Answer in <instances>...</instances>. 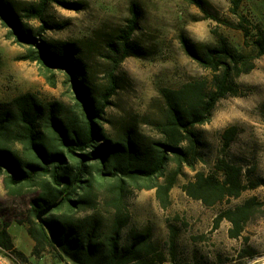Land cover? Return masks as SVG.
<instances>
[{
	"label": "trees",
	"instance_id": "obj_1",
	"mask_svg": "<svg viewBox=\"0 0 264 264\" xmlns=\"http://www.w3.org/2000/svg\"><path fill=\"white\" fill-rule=\"evenodd\" d=\"M188 1L205 10L203 0ZM243 1L232 0L234 13ZM51 4L70 9L82 5L69 0H0V20L9 37L26 48L20 59L37 63L52 86L57 84L55 72H64L72 98L45 101L25 92L0 102V177L9 195L34 194L26 220L32 255L52 253L74 264H165L167 255L153 242L150 227L131 230L123 243L131 219L128 198L134 191L155 189L161 206L167 207L185 168L195 174L182 190L206 207L264 187V177L245 182L243 167L226 156L217 157L211 172L196 169L204 160L197 126L211 121L221 99L241 95L237 78L250 73L264 55V28L240 17L237 28L249 52L236 49L219 32L216 43L201 50L182 37L187 53L210 77L160 89L162 105L147 120L154 134L140 131L133 122L110 134L104 121L120 87L115 71L127 57L148 55L134 39L138 8L133 4L128 24L106 40L104 56L110 66L105 82L98 83L77 42L46 36L48 30L64 27L50 24ZM31 21L40 24L35 27ZM237 132L236 126L223 132L225 149ZM54 203L59 204L39 222L38 212ZM262 208L264 199L249 197L220 211L215 228L227 219L230 237L238 238ZM8 227L0 220V246L7 250L14 248ZM169 253L176 256L174 238Z\"/></svg>",
	"mask_w": 264,
	"mask_h": 264
},
{
	"label": "rangeland",
	"instance_id": "obj_2",
	"mask_svg": "<svg viewBox=\"0 0 264 264\" xmlns=\"http://www.w3.org/2000/svg\"><path fill=\"white\" fill-rule=\"evenodd\" d=\"M69 1L82 4L81 9L51 4L47 15L50 24L64 27L52 28L46 36L54 41L77 42L98 83L105 82L110 66L104 56L106 40L128 24L133 4L139 11L134 39L148 55L127 57L115 71L120 87L111 99L104 121L110 134L127 122L135 123L144 133L154 134L147 120L162 105L160 89L177 88L197 77H210V72L187 53L182 37L201 50L215 44L219 32L233 47L249 52L243 44V32L237 28L240 17L264 28V0H244L237 13L232 9V0H203L205 10L188 0ZM30 24L37 27L40 23L31 21ZM25 52V47L9 37L8 27L0 20V102L25 92L36 93L45 101L71 102L65 73L56 71L57 84L52 86L37 63L20 59ZM237 83L241 95L221 99L211 121L197 126L204 142V160L197 163L196 169L211 172L217 157L226 156L243 167V179L247 182L249 178L264 177V55L256 60L250 73L237 78ZM230 126H236L238 132L225 149L222 134ZM194 174L195 171L184 169L170 192L167 207L161 206L155 189L134 191L128 198L131 219L123 231V243L127 242L131 230L150 227L153 242L167 255L165 264L245 262L252 256L264 254V208L255 213L238 238L230 237L231 223L227 219L215 228V218L220 211L249 197L263 200L264 187L248 189L239 198L206 207L182 190V184L193 179ZM33 197L34 194L9 195L0 177V220L9 225L13 252L29 262L74 264L52 253L32 255L33 241L28 235L26 220ZM172 238L174 257L169 253Z\"/></svg>",
	"mask_w": 264,
	"mask_h": 264
},
{
	"label": "built area",
	"instance_id": "obj_3",
	"mask_svg": "<svg viewBox=\"0 0 264 264\" xmlns=\"http://www.w3.org/2000/svg\"><path fill=\"white\" fill-rule=\"evenodd\" d=\"M0 264H48L24 261L12 249H4L0 246ZM218 264H264V254L252 256L245 262H225Z\"/></svg>",
	"mask_w": 264,
	"mask_h": 264
},
{
	"label": "water",
	"instance_id": "obj_4",
	"mask_svg": "<svg viewBox=\"0 0 264 264\" xmlns=\"http://www.w3.org/2000/svg\"><path fill=\"white\" fill-rule=\"evenodd\" d=\"M58 204H59V203H54V204L49 205V206L43 208L42 210H40V211L38 212V214H37V220H38L39 222H43L44 217H45L46 215H48L50 212H52V211L58 206Z\"/></svg>",
	"mask_w": 264,
	"mask_h": 264
}]
</instances>
